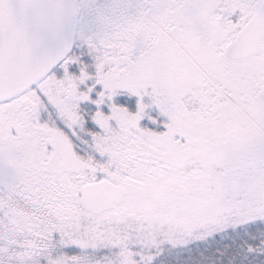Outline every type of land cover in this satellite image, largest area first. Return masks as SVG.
Masks as SVG:
<instances>
[{"label":"rangeland","instance_id":"1","mask_svg":"<svg viewBox=\"0 0 264 264\" xmlns=\"http://www.w3.org/2000/svg\"><path fill=\"white\" fill-rule=\"evenodd\" d=\"M260 1L82 0L83 16L77 42L85 53L81 50L82 57L72 58L68 71L77 79L86 77L83 75L86 73L89 79L105 75L100 86L94 81L82 90L86 97L92 93L103 97L105 92H111L117 80L129 88L149 86L158 109L168 117L163 122L168 127L165 133L164 129L145 131L143 128L142 134L151 145L169 143L176 150L182 146L188 152H197L198 165L214 176L217 168L231 173L238 170L240 175L244 172L251 176L249 183L259 180L264 184V68L257 69L264 62V42L262 52L249 60L236 63L225 54V45ZM204 77L212 78L205 84L207 88L203 87ZM41 90L40 86H34L9 101V113L23 111V123L15 119L11 128L24 131L26 127L30 132L26 135L21 132L24 142L17 148L12 144V151L8 147L0 151V191L4 190L3 186L11 189L17 184L24 191L23 202L28 199L32 205L41 204L43 212L55 217L58 215L54 204L59 203V179L69 182L74 176L73 169L78 176L82 163L72 145V134L63 128L65 119L59 117L62 106L54 101L51 105L58 115L48 111L38 93L47 97L49 90L48 93ZM201 91L203 93H199ZM190 103L194 105L191 107L194 112L185 117ZM207 107L208 110H204ZM100 109H95V118L99 121H103L110 110H118V116L124 111L112 109L107 103ZM172 111L174 113H170ZM132 114L137 118L138 114L134 111ZM32 120L34 125L30 124ZM35 134L41 138L33 142L31 137ZM163 134L168 137L165 144L156 139L162 140ZM220 138L224 141L219 144V151L210 153ZM239 138L245 140L248 150L244 156L241 154L230 161L227 149L233 148ZM225 140L229 144L223 145ZM40 142L43 143L41 150ZM223 148L226 153H222ZM179 164L185 166L183 162ZM145 168L140 163L125 170L129 172L124 175L102 169L103 175L109 177L100 181L116 184L119 197L113 208L100 216L80 209L75 221L82 230L88 231L79 232L74 238L80 246L92 248L91 242L104 231L91 230L94 225L104 227L106 223L152 219L170 213L177 203L185 201L179 199L185 196L182 184L178 187L172 177L157 166L149 171H144ZM92 170H97L95 165ZM239 174L235 181L244 183ZM84 186L75 196H82ZM67 197L63 200L64 206L73 199V196ZM80 201L83 205L82 197ZM19 208L27 212L31 209ZM6 215L0 216V237L10 239L20 222L15 214L11 213L13 218ZM70 233V237H75ZM167 250L164 259L157 264H264V223L246 226L189 248ZM112 254L119 261L129 258L136 261V252L122 247L114 248Z\"/></svg>","mask_w":264,"mask_h":264},{"label":"trees","instance_id":"2","mask_svg":"<svg viewBox=\"0 0 264 264\" xmlns=\"http://www.w3.org/2000/svg\"><path fill=\"white\" fill-rule=\"evenodd\" d=\"M75 50L74 54L71 53L74 57L69 56L59 65V71L54 75L56 77L49 74L42 79L41 85L42 89L43 86L48 85L49 93L47 92V97L42 98L48 110L58 115L52 105L55 101L62 106L59 108V117L65 119L62 123L63 128H67L72 134L71 142L82 163V165L80 163L82 168L79 169L78 176L73 169L74 176L69 178V182L59 179V203L54 204L58 215L55 217L43 212L44 206L41 204L32 205L28 199L23 202L24 191L22 187L18 188L17 184L11 189L6 186L5 189L3 186L4 190L0 191V216L4 218L9 213L6 216L10 218L13 213L20 224L16 226L12 238L0 237V264H157L164 259L166 249L174 251L189 248L222 234L264 223L263 182L257 180L255 183H249L251 176L244 172L240 175L238 170L231 173L217 168L214 176L207 171V168L205 170L198 165L197 152L184 150L179 146V139L176 140L179 146L176 150L171 144L164 143L168 140L164 134L162 140L156 139L165 145H151L142 134L144 130L164 129L165 133L168 129L163 124L168 119L167 113L158 109V103L153 99V90L151 92L148 87H125L117 80L112 82L111 92H105L103 97L100 95L97 97L95 93L86 97L82 90L91 86L94 81L100 86L99 83L104 80L105 75L98 78L90 76L89 79L86 73L83 74L86 77L79 79L74 77L75 75L68 71V66L73 61L72 58H79V55L82 57L83 47L78 46ZM260 65L258 71H262L264 62ZM88 72L91 73L90 70ZM55 83L58 84L55 86ZM23 94L25 93L18 96ZM39 95L42 97L41 93ZM11 100L0 102L1 152L5 147L12 151V144L17 148L20 142H24V137H20L21 132L25 135L30 132L26 127L24 131L11 128L15 119L20 124L23 123L21 109L18 114L8 112V104ZM99 102L100 104L97 105ZM105 103L111 105L112 109L122 108L124 111L118 116V110H110L104 120L99 121L95 118V109H100ZM192 106L194 105L186 106L188 110L184 113L185 117L194 112ZM204 110H208V107ZM132 111L138 114L137 118L133 116ZM32 122L33 120L30 124H33ZM112 124H115V128ZM168 136L170 137L169 134ZM38 138H41L38 134L31 137L33 142ZM223 141L220 138L212 150H209L210 153L218 152L219 144ZM244 141L239 138L233 148L227 149V156L231 157L230 161H235L234 158L241 154L245 155L248 146ZM227 144L229 143L225 140L223 145ZM42 145L43 143L40 142V150ZM99 145L101 147H98ZM222 153H226L224 148ZM179 162H183L185 166L181 167ZM140 163L143 168L146 167L144 171L157 166L165 170L166 175L172 177V182L178 187L182 184L185 196L179 199L185 201L177 203L170 209V213L152 219L138 222L123 221V224L122 222H114L110 225L106 223L104 227L94 225L91 230L104 231H101L100 236L96 235V241L94 239L91 242L92 248L80 246L74 238L79 236V232H88L82 230L83 227L80 228L75 221L77 214L81 213L80 209L84 210L80 201L81 196H75L80 192L81 186L93 178L99 180L108 178L105 173L103 175L102 169L124 175L129 172L125 170L133 169V166ZM92 165H95L97 170L93 171ZM238 174L239 177H243L244 183L235 181V176ZM32 175L35 176L34 172ZM67 196H73V199L71 198L70 205L64 206L63 200ZM19 207L31 208V212ZM68 225L72 226L68 227ZM70 232L75 237H70ZM116 247L135 251L136 261L131 260L132 258L127 261L116 259L112 254V250ZM146 247L149 250L145 252Z\"/></svg>","mask_w":264,"mask_h":264},{"label":"water","instance_id":"3","mask_svg":"<svg viewBox=\"0 0 264 264\" xmlns=\"http://www.w3.org/2000/svg\"><path fill=\"white\" fill-rule=\"evenodd\" d=\"M79 0H0V101L24 91L71 50ZM264 0L226 47L228 57L246 59L261 50ZM117 188L108 182L87 185L83 203L93 214L110 209Z\"/></svg>","mask_w":264,"mask_h":264},{"label":"flooded vegetation","instance_id":"4","mask_svg":"<svg viewBox=\"0 0 264 264\" xmlns=\"http://www.w3.org/2000/svg\"><path fill=\"white\" fill-rule=\"evenodd\" d=\"M81 5H82V0H81Z\"/></svg>","mask_w":264,"mask_h":264}]
</instances>
